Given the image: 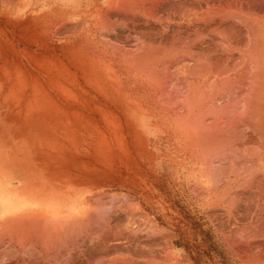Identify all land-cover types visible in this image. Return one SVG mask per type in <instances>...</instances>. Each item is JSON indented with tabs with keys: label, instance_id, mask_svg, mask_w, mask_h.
<instances>
[{
	"label": "bare ground",
	"instance_id": "1",
	"mask_svg": "<svg viewBox=\"0 0 264 264\" xmlns=\"http://www.w3.org/2000/svg\"><path fill=\"white\" fill-rule=\"evenodd\" d=\"M254 1L69 0V2L65 1L64 4H61L63 3L62 1H57L54 6L42 11L41 14L39 13L37 7L33 5L34 2L31 0H17V3L19 4V11L21 12L20 22L22 25H20V27L26 36L31 32L28 31L29 29H38L41 33L46 32V34H50L51 32L55 31L59 32V29L62 28V31L63 29L68 31L70 36H75L77 39L80 38L79 45L80 47L84 48L83 50H80V52L76 49L74 50V48H70V45H68L69 43H67L69 41L66 42V46H68L67 48L73 52L71 55L70 53L65 55V58L67 59V62L65 61L66 66H74L77 64V61L83 66L85 75L90 79H94L92 81L90 80V82H94L93 84L95 86H97V83H100L97 80H104V76L101 75L102 71L109 74L108 76L113 80L116 77H119V69L123 70L125 77H129V75L132 74L134 77L138 78V80L140 79L142 81L151 83L153 87L154 84L159 86L162 98L159 99V97H157L161 106L163 105V117L166 120L165 122L171 128L175 127L182 134L181 137L185 136L187 147L190 148L196 160H201L203 166L208 169H210L208 165L209 161L212 162V165L210 163L211 168L213 167L214 161L216 163L225 162L222 165H224L226 168L224 171L221 170L222 173L224 172V178L222 177L223 180L218 175V170H213L214 172L210 170L212 173H210L208 169L204 170V175L212 174L213 176L214 173H216V176L214 175L216 177H214L215 181L213 180L215 182V187H218L215 193L216 199H214L213 202L210 200V204L216 205L217 202L224 201L227 204V207H224L225 211L223 213L225 217L227 215L228 218L229 216L233 218V216L237 214L235 210L237 207L235 205L238 203L246 202L247 204V201L249 202L251 200L255 204L256 210L254 211V215L251 216L252 219L250 221L245 222L244 220L246 217H249L248 215L251 213L243 211L244 214L242 217H239L238 215L242 214L243 212L238 210L240 212V214L238 213L237 215L238 218H244L245 213H247L245 219L241 220L244 221L245 224L249 223L247 226L241 222L243 226H246L241 228L242 232H240V229L236 227V222H234L236 224L235 227L239 230L237 234L244 233L247 238L249 236V238L255 237L256 240L254 239L253 241L258 242V244L256 242L254 243L255 245L257 244L258 248L259 244L261 246L264 244V8L260 7L261 4L256 6L259 0L253 5L252 2ZM261 2L263 1L260 0L259 3ZM17 3L15 4L14 2V6H17ZM11 7L15 11L13 5H11ZM12 9H10L11 14ZM33 14H38V17L35 19H29L28 15ZM69 22L70 26H67ZM67 27H69V29H67ZM119 27H122V30L124 28L126 31L124 38L121 37L124 36V33H122L123 35L120 34L118 37L119 33L117 34L116 31ZM119 30L120 29H118V31ZM124 30L122 32H125ZM63 34L65 35L64 31ZM31 35L35 34L31 33ZM35 39L36 37L34 38V41ZM25 45V47H28V43H25ZM50 52L51 54L53 53L52 51ZM54 54L55 53H53V55ZM57 62L59 63V61ZM40 63L42 64L43 62L40 61ZM61 63L63 64L62 61H60L59 64ZM44 66L45 65H42V67ZM49 68H51V66H49ZM76 69L78 70V68ZM66 71L68 70L66 69ZM58 73L59 72L57 70L56 74ZM67 73H69V75L72 77L74 76L73 72ZM63 80L65 81L66 79L63 78ZM63 80H61V83H63L61 89L64 88L63 86L65 83H67V85L69 84L68 81L64 82ZM54 83L60 84L56 81ZM79 84L83 83L80 82ZM70 85L74 88L75 83L73 85L71 83ZM169 85H172V88ZM75 90H77L76 87ZM73 92L72 96H75L73 95ZM85 95L87 96L88 94ZM62 96L65 98V95ZM77 96L79 95L77 94ZM64 98L62 99L64 100ZM74 98L76 100L77 97ZM72 99L73 97L71 98V101ZM82 99L83 101H80L83 103H78L79 99L76 100V102L78 104L84 105L86 97ZM162 99L164 103L161 101ZM67 101L68 100H66V102ZM89 104L91 105V101H89ZM97 104L99 105V103ZM97 107L98 106L95 108ZM90 110H92V106ZM98 110L101 111V108ZM90 114L88 113V115ZM109 114L99 112V115H97H103L105 118L103 123L110 125L104 129L101 126L103 119L100 120L98 118L99 121H97V133L100 135L99 141L104 144L111 145L119 143L125 145L131 144L130 140L127 139L125 135H122L123 128H120L119 124L115 126V123H118L116 115L114 114L111 116ZM119 123L121 122L119 121ZM104 130L105 134L103 133ZM128 135L130 134L128 133ZM133 137H135V134ZM143 138H141V140ZM92 141L94 142V138H92ZM110 149L113 151L112 146ZM126 150H130V148H126ZM124 153H122V155ZM110 155H113V157L115 156V154ZM118 155H120V153H118ZM118 157L120 156H117L114 158V160L119 159L117 160L119 162L121 159ZM127 157L129 158V156ZM128 162H130V159ZM113 163L116 164V162ZM215 165L216 164H214V166ZM219 165L221 164L216 166ZM67 167H69V163ZM93 167L91 171L93 170ZM195 167L196 166L194 165V170L197 169V167L196 169ZM199 167L201 168V166L198 165V168ZM189 168H191V170L189 169L190 171H194L192 167ZM84 170L88 171L86 169ZM94 170L96 169L94 168ZM94 172L95 171H93V174ZM217 175L219 178H217ZM85 176L87 175L85 174ZM200 180L202 181V178H200ZM195 181H198L200 186L202 185L201 190L203 187H207L202 184L203 181L199 182L198 179ZM195 181L193 180V182H189L190 184L188 183V185H191V183H194ZM76 182L77 180L75 181L74 176H67V178H56L54 183V186L57 188V192L54 196L55 199H53L47 209L36 212L38 210L35 211L33 205L26 202L15 211L10 210L4 212V214L0 217V264H138V261H135L133 256L130 254H133V252H124L123 247H125L124 244L126 243L127 248L125 250H127L129 245H134L135 243L132 242L136 238H139V234L137 236L135 234V230L132 232L128 229V227L133 226L134 228V224L132 223L133 219L142 213L139 212V215H137L138 213H135L137 216L134 214L135 217L133 219L131 218L132 221L129 219L131 221V225H129L130 222H127L129 225L127 228L125 226V228L120 226L123 221L122 219V221L120 220L121 222H119V224L115 221L116 219L119 220L120 215H123L125 211L126 213H128L127 211L132 212L135 210V208H137L135 207L136 205L134 206V202L136 201L135 198H132L133 201L132 199L128 201L127 198L125 201L122 200V205L119 204V201L115 202L113 200L114 204H112V206L114 205V209L112 208L113 210L109 211L106 208H100L97 205L98 203L94 205L88 202L87 204H84L83 202L78 201L75 196V186H77ZM197 184L195 182L196 186ZM195 185L193 184L192 186L195 187ZM197 188L200 187L198 186ZM194 190H196V188L193 189V191ZM197 190L194 192V194L197 192ZM61 191H67L68 194L72 195L70 197L65 193H61ZM204 191L207 190L205 189ZM196 194L198 195V192ZM121 195L123 196V194ZM111 197H109V199ZM118 197L120 198L119 195L117 198ZM97 198L95 202L99 199ZM108 200L102 199L101 201H103L105 205L106 202L110 201ZM126 200L128 202H126ZM98 202L100 201L98 200ZM115 203H118V205ZM232 205H234L236 208ZM108 206L109 205H107V207ZM217 206H215V208H217ZM230 206H232L231 211L229 210ZM244 206L247 208L249 204L248 206L243 205V207ZM122 207L125 211L123 210V213L120 214L118 211H121ZM239 208L243 209L241 207ZM248 208L247 210H249ZM232 209L233 211L235 210L236 213L234 215L231 214V216L230 213H233ZM250 209H252V207H250ZM250 211L251 210H249V212ZM131 215L133 214L131 213ZM129 216L130 213L127 217ZM140 216L142 217V215ZM225 217L222 218L221 216L218 218H222L224 221ZM137 219L138 218L135 220L136 222ZM140 219L138 221H140ZM143 221L141 222L142 224ZM214 221L215 220H213V223ZM216 221L218 220L216 219ZM231 221L228 223L229 225H231ZM218 222L216 224H218V227L220 226L221 228L222 226L219 225L221 223ZM234 222L232 221V225H234ZM137 223H135L136 226H138ZM153 223L155 222L152 221L151 224ZM124 224H126V222ZM151 224H149V226H151ZM157 225L158 224L155 223V225L153 224L152 226L156 227L157 230V228H159ZM146 226L144 227L145 229L143 228V230H147ZM224 227L226 228L227 226ZM247 227L251 229H249V233L246 232V230H248ZM162 228L163 226L160 229ZM165 228L162 230L167 231L169 229L168 228L165 230ZM225 228L224 230H226ZM228 228L230 227L228 226ZM138 229L140 228L138 227ZM143 230H139L142 231L140 233H143ZM162 230L158 231L161 232V236L162 233L165 235L164 231ZM253 230H256V234H254ZM168 231L173 235V230ZM218 231H220V229ZM221 231H223V229ZM231 231L234 232L233 228ZM147 232L145 231L144 233ZM169 232H167L168 237L170 234ZM4 234L6 237H4ZM153 234L154 233H152V235ZM142 235L144 237L148 236H145L144 234ZM243 235L238 236L242 238ZM143 236L141 238L145 243L147 240L145 241ZM232 236L233 234H230L228 239L230 240L231 237V240L234 241L232 238L235 236ZM245 236L244 239H246ZM168 237L166 239L167 242H169ZM256 237L263 238H260L259 240ZM240 238L237 240L242 241L243 238ZM123 240L124 244L122 242ZM161 240L162 239H160V241ZM170 240L173 241L172 238ZM137 241L139 243V240ZM149 241L150 240H148V242ZM157 242H159V239L156 241V243H154L157 245ZM242 242L248 243L246 240ZM242 242H240L241 245ZM144 243L142 244L144 245ZM240 243L238 245H240ZM246 243L245 245L243 244L239 250V254H241L242 250L244 252V254H241L243 261H240L244 264H264V251H262L264 246H259L261 249H258V251L255 248L256 246L253 248L251 247L252 249H256L257 252L255 255L246 256L248 252L247 251L245 254L246 248L248 247V244ZM132 245L131 247H133ZM238 245L235 243L233 247L237 246L236 248H238ZM252 245L253 244H251V246ZM161 246L162 245L159 247ZM169 246H171L169 243L165 245L167 248H169ZM131 247L129 249H131ZM142 247H140V249ZM145 247L146 246H144V248ZM159 247L156 246V248ZM144 252L145 251H143V253ZM252 252H255V250ZM252 252L250 254H252ZM140 254H142V252ZM134 255H137V253ZM136 257L140 258L138 255ZM62 258H66L67 261L60 262L61 260L63 261ZM149 258H151V256H149ZM148 260L149 263L154 261H150L151 259ZM143 261L146 263L145 260ZM159 262L160 261H158V263ZM162 262L163 260L161 259V263Z\"/></svg>",
	"mask_w": 264,
	"mask_h": 264
},
{
	"label": "rangeland",
	"instance_id": "2",
	"mask_svg": "<svg viewBox=\"0 0 264 264\" xmlns=\"http://www.w3.org/2000/svg\"><path fill=\"white\" fill-rule=\"evenodd\" d=\"M8 1L0 0V217L4 214L5 211H15L26 202L31 203L34 210H38L36 212L47 209L53 199H55L54 196L57 192V188L54 186L55 179H58L59 177L67 178V176H74L75 181L77 180V186H75V196L78 201H81L84 204H87L88 202L90 204L96 205V203H98L97 205L100 208H106L111 211L114 209V205L112 206V204H114L113 200L115 202L119 201V204L122 205L121 203H123L126 198L128 201H130L133 197L135 198L136 201L134 200V206L136 205L135 207L137 208H135V210H133L132 212L127 211L128 213H126V211L122 207L121 211L119 210L118 213L122 214L124 210L125 214L123 213V215H120L119 220L116 219L118 218L116 217L115 221L119 224V222L123 220V224L121 223L120 226L122 228H127L129 225H131V221L135 217L134 214L138 213L137 215H139V212L142 213L140 214L142 215V217L135 214L137 216L136 218H138V223L135 221L136 218H134L132 222L134 224V228L136 226L135 223H137L138 226H136L135 229L133 228V226L128 227V229L132 232L135 230L136 233H134L137 236L139 234V238H136L132 242L135 243L134 245L127 244L129 245L128 249L131 247V245L133 246L131 247L132 250H125L127 246L126 243L124 244V240L122 241L125 246L123 247V251H128L129 253L132 251L133 254H130L133 256V259L135 261H138V264H157L158 261H160L158 264H244L241 262L243 261L241 256V254H244L243 250L241 251V254H239L241 246L243 244L245 245L246 243L242 241H248V243H246L248 244V250L246 248L245 251V254L248 251L246 256L255 255L258 249H261V247L264 246V244L263 246L259 244L257 248L258 242L255 241L257 243L255 245V242L253 241L255 237L249 238V236L248 239L244 233V235L242 233L237 234V232L239 231L238 229H240V232H242L241 228L246 227L243 226L242 223L245 224V222L250 221L252 219L251 216L254 215V211L256 210V208L255 204L251 200L249 202L247 201V204L246 202L238 203L237 205H235L237 208L232 205L236 208L235 209L233 207L236 210L237 214H235V210L233 211L232 209L233 213H230V215H235L233 216V218L229 216L230 219L227 215L225 217L223 213L225 211L224 207H227V204L224 201H219L216 205L210 204L211 201L213 202V200L216 199L215 193L218 188L215 187L214 182L216 173H214L215 176H212V174L204 175V170H207L208 168H205L203 166L201 160H196L190 148L187 147L185 136L181 137L182 134L175 127L171 128L165 122L166 120L163 117V105L161 106V104L159 103V99H161L162 97L160 93L161 90L158 85L154 84L153 87L151 83L142 81L140 79L139 81L138 78L134 77L132 74L129 75V77H125L123 70L119 69V77H116L113 80L108 76L109 74L102 71L103 73L101 72V75L104 76V80H97L100 83H97V86H95L93 84L94 82H90V80L92 81L94 79H90L85 75L83 66L77 61V64L74 65L76 67H70L69 65V67L66 66L67 59L65 58V55H67V53H70V55L73 54L72 50H69L67 48L68 46L66 45L67 43H69L68 45H70V48H74V50L76 49L80 52V50L84 49L79 45L80 38L77 39L75 36H70L68 34V31H65L63 29L65 33L64 35L62 28L59 29V32L55 31L56 33L51 32L50 34H46V32L41 33L38 29H29L28 31L31 32L26 36V34L22 32L20 27V25H22L20 22L21 12L19 11V4L17 3V0H10L9 2ZM31 1L34 2L33 5L37 7L40 14L42 11L48 9L51 6H54L57 1H62L63 3L61 4H64L65 1L69 2V0ZM256 1L258 2V0ZM256 1L252 2V4L254 5ZM262 1L264 2V0ZM14 2L15 4L17 3V6H14ZM259 2L256 4V6H259V4H261L260 7L264 8V3ZM11 5H13L15 11L14 9H12ZM8 7L12 9V14L10 13L11 10ZM38 14L28 15L29 19H35L36 17H38ZM69 24L70 22L67 24V26H70ZM121 28H118L120 29L119 31L121 33L118 31V29L116 32L117 34L119 33L118 37L120 36V34L124 33V36H121L124 38L126 31L123 28L125 32H122L123 30ZM67 29H69V27H67ZM31 33L35 35H31ZM35 37L36 39L34 41ZM25 43H28V47H25ZM66 49H68L69 51ZM50 51L55 54H51ZM61 57H63L64 59ZM56 59L57 61H59V63L60 61H62L63 64H59ZM40 61L44 64H41ZM42 65H45L46 67H42ZM49 66H51V68H49ZM76 68H78L80 73ZM66 69L68 71H66ZM57 70L59 72L58 74H56ZM67 72H73L74 76H70ZM81 76L83 79L81 78ZM63 78L66 79L65 81L69 82V86L67 85V83H65L63 86L64 88L61 89L63 84L61 83V80H63ZM55 81L60 84L54 83ZM80 82L83 84H79ZM71 83L72 85L75 83L74 88L71 87ZM169 86L172 88V85ZM75 87L77 90H75ZM64 92H66L67 94ZM72 92L75 96H72ZM77 94L79 96H77ZM85 94L88 95L86 96ZM62 95H65V98L67 99H65ZM104 96L106 97V99ZM157 96L159 97V99ZM72 97L74 100V97H77L76 100L79 99L78 103H83L82 98L86 97L88 104L89 101H91V105H89L90 108L92 106L93 111L90 110L86 100L84 101L85 104L82 105L78 104L76 100L74 101L72 99L71 101ZM62 98H64L65 101ZM66 100L68 101L66 102ZM161 101L164 103L163 99ZM97 103H99V105ZM96 106L98 107L95 108ZM72 107H74L75 109ZM100 108L101 111L98 110ZM96 109L100 113H110L109 115L111 116L115 114L118 119V123H115V126L119 124V127L123 128L122 135H125V137L130 140L131 144L127 143L129 145H125L119 143L111 145L100 142V135H98L99 133H97V121H99V119H103L101 126L104 129H106L110 125L103 123L105 121V118L103 115L97 116L99 115V112ZM88 113L91 114L88 115ZM119 121L121 123H119ZM133 126L136 127L134 128ZM103 133L105 134V130L103 131ZM128 133L130 135H128ZM134 134L135 137H133ZM92 138H94V142L92 141ZM141 138H143V141L141 140ZM135 139L137 143L135 142ZM111 146L114 152L112 151V149H110ZM125 146L127 149L130 148V150L127 151ZM124 150L127 154L124 153ZM121 152L124 154L122 155ZM118 153H120V155H118ZM110 154H115V156L113 157V155ZM117 156H120L118 158L121 159V162H119L122 165L117 161L119 159L114 160V158H116ZM127 156H129V158ZM124 159L128 161L130 159V162L125 161ZM113 162H116V164ZM68 163L69 167H67ZM210 163L212 165V162L209 161L208 165L210 169L208 170H218V175L221 178H224V172L222 173L221 170L224 171V169L226 168L224 165H222L225 162H217L218 164H221L223 166L222 167L221 165L216 166L218 164L214 161V164L216 165L214 166L213 164L212 168ZM194 165L197 167V169L195 167L196 170H194L193 168ZM198 165L201 166V168H198ZM92 167L93 170L91 171ZM189 167H192L194 171H190L191 168ZM94 168L96 170H94ZM84 169L88 171H85ZM93 171H95L94 174ZM212 171H210V173H212ZM85 174L87 176H85ZM218 175L217 178H219ZM200 178H202L203 182L200 180ZM197 179L199 180V182L201 181L202 184L207 186L206 188L203 187L202 189L203 191L205 189L207 190L204 191V193L201 190L202 185L200 186V183H198V181H195ZM193 180L196 182V184L198 183L197 186L195 185V182L191 183V185H188V183L193 182ZM193 184L195 185V187L192 186ZM210 184L213 188L210 186ZM198 186L200 188H197ZM192 187L193 189H198V195L196 194L197 192L194 194L196 190L193 191ZM189 188H191L192 190ZM61 193H65L70 197L72 195L68 194L67 191H61ZM201 193L203 194V196ZM121 194H123V196ZM19 195L21 196V199ZM118 195L121 199L119 197L117 198ZM109 197L111 198L109 199ZM96 198L100 202H98V200L95 202ZM114 198H117L119 200ZM102 199H109L110 201H112L109 204L110 201L108 200L109 202H106L104 205V202L101 201ZM127 200L126 202H128ZM242 203L246 206H248L249 204V208H247L251 211L249 212V210H247L245 206L243 207ZM115 204L118 205V203ZM107 205H109L110 208L109 206L107 207ZM215 206H217V208H215ZM232 206L229 207L230 211ZM239 207L243 209H240ZM250 207H252V209H250ZM238 210H240V212L244 211L251 213L250 215H248L249 217H246L247 213H245L244 218H241L243 220L246 217V219L244 220L245 222L238 218V216L242 217L244 212L240 214ZM129 213L130 216L127 217ZM131 213L133 215H131ZM238 213L240 215H238ZM220 215L222 216V218L225 217L224 221L222 220V218H218L221 217ZM143 216L144 218H146L144 219ZM140 218L144 219V221L142 219L144 225L141 223L142 221ZM129 219H131V221ZM139 219L141 222L138 221ZM216 219L219 222L216 221ZM124 220L126 224H124ZM213 220H215L214 223ZM231 220L233 222L235 221L237 225L235 224V222L233 223L234 225H232ZM152 221L158 224L157 227L159 228H157V230L156 227L152 226L153 224L155 225V223L151 224ZM230 221L233 227L228 224L230 223ZM239 221L240 223H242L240 224ZM127 222H130L129 225ZM217 222L221 223L219 224L222 226L221 228L220 226L218 227V224H216ZM148 223L151 224V226H149ZM248 224L249 223L245 225L248 226ZM146 225L150 228H148ZM235 225L238 229L235 227ZM145 226L147 230H143ZM162 226L163 228L166 227L165 230L168 228V230H173V235L168 230L164 231L162 230L163 228L160 229ZM224 226L227 227L225 228ZM228 226L230 228H228ZM138 227L140 229H138ZM234 227L236 228V230ZM224 228L226 230H224ZM232 228L234 232L231 231ZM217 229H220V231H218ZM222 229L223 231H221ZM247 229L248 230H246V232L249 233L251 229L249 227H247ZM139 230H143V233H140L142 231ZM161 230L164 231L167 237V232L171 234V236L169 234L168 237L169 242H167V237L163 235V233L161 236V232H158ZM145 231L148 232L144 233ZM253 231L254 234H256V230ZM151 232L154 234L152 235ZM142 234L148 236L144 237ZM159 234L161 237L159 236ZM230 234H233V236H235H232V239H234V241L231 240V237L230 240L228 239ZM238 235H243V239ZM142 236L144 237L145 241L147 240L145 243L141 238ZM244 236L246 237V239H244ZM4 237H6L5 234ZM152 237H156L157 240L156 238ZM163 237L166 238L164 239ZM237 237L242 239V241L237 240ZM171 238L173 239V241L170 240ZM256 238L260 240V238L262 239L263 237ZM158 239L159 242H157L156 245L155 243L156 241H158ZM160 239H162L164 242L162 240L160 241ZM137 240H139V243ZM148 240H150L149 242L151 243H149ZM140 242L144 243V245ZM240 242H242V245ZM167 243L171 245L169 246V248L165 247ZM233 243H236L237 245L240 243V245H238V248H236L237 246L233 247ZM141 244L143 245V247ZM251 244L253 245L251 246ZM155 245L157 247H159L160 245L162 246L156 248ZM144 246L146 247L144 248ZM259 246L261 247L259 248ZM140 247L142 248L140 249ZM251 247H255L257 251L256 249H252ZM148 248L152 253L148 250ZM141 250L145 251L146 253L144 252V254ZM253 250H255V252H252ZM165 251L167 252V254ZM262 251H264V248L262 249ZM141 252L144 255L140 254ZM251 252L252 254H250ZM135 253H137L140 258L136 257L137 255H134ZM153 253H157L156 256ZM152 255L154 256V258ZM149 256H151V258H149ZM152 258L154 261L152 260ZM62 259L63 261L61 260L60 262L67 261L66 258ZM148 259H151L150 261L153 262L149 263ZM161 259L163 260L162 263ZM143 260H145L146 263Z\"/></svg>",
	"mask_w": 264,
	"mask_h": 264
}]
</instances>
